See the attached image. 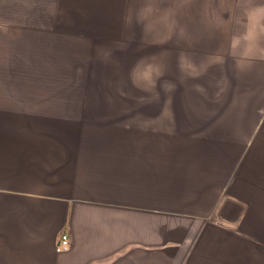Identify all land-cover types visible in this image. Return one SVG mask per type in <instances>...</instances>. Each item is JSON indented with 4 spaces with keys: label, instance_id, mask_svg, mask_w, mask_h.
I'll list each match as a JSON object with an SVG mask.
<instances>
[{
    "label": "crops",
    "instance_id": "0c3cea01",
    "mask_svg": "<svg viewBox=\"0 0 264 264\" xmlns=\"http://www.w3.org/2000/svg\"><path fill=\"white\" fill-rule=\"evenodd\" d=\"M68 2L74 31L84 21L74 6L85 0ZM130 2L176 6L179 38L225 68L231 113L252 118L242 156L205 212L173 213L150 141L63 139L26 124L8 84L11 37L24 49L26 14L0 0V264H264V0ZM219 221L232 233L206 240L203 228ZM62 233L71 246L58 252Z\"/></svg>",
    "mask_w": 264,
    "mask_h": 264
},
{
    "label": "rangeland",
    "instance_id": "374dc122",
    "mask_svg": "<svg viewBox=\"0 0 264 264\" xmlns=\"http://www.w3.org/2000/svg\"><path fill=\"white\" fill-rule=\"evenodd\" d=\"M131 5L85 0L74 6L84 21L73 31L68 0H11L3 9L26 14L27 37L24 49L11 37L9 90L19 94L26 124L58 138L150 141L148 162L169 192L170 211L203 213L239 162L252 118L231 113L225 68L189 49L188 35L179 38L176 6ZM229 230L219 221L201 233L208 240Z\"/></svg>",
    "mask_w": 264,
    "mask_h": 264
},
{
    "label": "built area",
    "instance_id": "2783aa9c",
    "mask_svg": "<svg viewBox=\"0 0 264 264\" xmlns=\"http://www.w3.org/2000/svg\"><path fill=\"white\" fill-rule=\"evenodd\" d=\"M70 246H71V241H70L68 234L62 233L58 238L56 250L58 252L65 251V250H68Z\"/></svg>",
    "mask_w": 264,
    "mask_h": 264
}]
</instances>
